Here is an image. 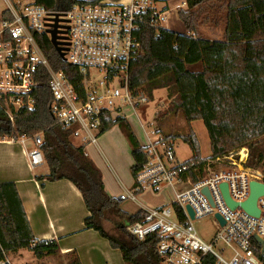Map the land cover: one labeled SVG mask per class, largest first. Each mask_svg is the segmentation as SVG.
<instances>
[{
	"label": "built area",
	"instance_id": "2783aa9c",
	"mask_svg": "<svg viewBox=\"0 0 264 264\" xmlns=\"http://www.w3.org/2000/svg\"><path fill=\"white\" fill-rule=\"evenodd\" d=\"M186 8V0H130L126 4L91 0L65 11H50L35 0H0V13L8 16L0 19V111L11 125L20 110L33 111V92L45 74L52 96L49 110L61 128H73L95 143L102 112L111 120L134 116L143 128L136 109L148 98L128 87L131 62L141 48L140 31L151 29L156 36L172 12ZM55 17L63 20L58 23V41L66 48L64 61L82 76L81 93L63 72L49 65L39 46L42 34L50 41L48 30ZM145 138L146 161L121 198L136 203L142 193L167 190L172 201L140 208L143 218L126 224L125 232L139 242L155 240L160 264H264L262 246L256 240L264 244V195L256 200L257 217L239 206L249 197V182L264 184V166H249V150L243 147L208 159L200 172L191 164L177 162L173 143L161 138L152 142L148 134ZM11 140L32 142L33 150L27 154L30 169L44 163L39 135ZM222 183L238 204L234 209L224 200ZM205 188L208 195L202 192ZM208 216L215 231L204 239L195 223ZM0 264L11 263L5 259Z\"/></svg>",
	"mask_w": 264,
	"mask_h": 264
},
{
	"label": "trees",
	"instance_id": "16d2710c",
	"mask_svg": "<svg viewBox=\"0 0 264 264\" xmlns=\"http://www.w3.org/2000/svg\"><path fill=\"white\" fill-rule=\"evenodd\" d=\"M96 1V0H93ZM46 10L65 11L80 0H35ZM187 8L177 17L186 30L178 34L163 29L140 31L141 48L133 58L128 75L131 91H142L148 99L164 89L170 100V112L180 114L187 130L179 138L187 144L191 158L184 162L202 171L206 160L239 148L249 150V166H264V0H186ZM1 18H8L0 13ZM198 23L221 26L215 40L201 37ZM39 46L49 65L61 71L81 93L82 76L61 59L48 37L42 34ZM190 67H198L191 70ZM49 78L43 75L34 90L33 111L20 110L13 125L0 111V139L32 138L41 134L38 145L48 174L36 177L48 182L67 180L82 196L88 216L84 230H94L118 250L124 264H160L156 241L139 242L124 227L140 221L144 211L130 215L120 209L122 200L110 197L104 190L101 173L85 155L84 146H74L73 128L63 129L53 119L49 105L52 96ZM202 121L210 143V156L203 159L197 137L190 124ZM117 126L130 148L135 175L146 161L141 145L124 118L111 120L107 112L100 115L97 136ZM174 138H165L172 141ZM172 143V142H171ZM196 178L193 177V180ZM105 224L111 225L110 229ZM255 248V247H254ZM27 250L40 261L59 254L54 240L38 241L29 226L14 183H0V261L9 253ZM65 264H80L74 254Z\"/></svg>",
	"mask_w": 264,
	"mask_h": 264
},
{
	"label": "crops",
	"instance_id": "0c3cea01",
	"mask_svg": "<svg viewBox=\"0 0 264 264\" xmlns=\"http://www.w3.org/2000/svg\"><path fill=\"white\" fill-rule=\"evenodd\" d=\"M105 1L112 4H126L130 0ZM128 123L130 124L129 121ZM131 128L133 127L131 126ZM142 129L143 133H140L143 134L141 136H143L145 142V134H147L145 125ZM132 130L139 142H142L141 145H144L145 143L143 144L142 137L137 133L138 131L134 128ZM39 137L42 141V136L39 135ZM26 142L20 144L8 138L0 139V183H14L34 237L38 241H56L60 255L71 256L74 254L78 257L80 264H115V255L119 253L121 257L120 252L112 249L108 241L96 231L83 229V221L88 216V212L76 187L67 180L54 182H48L45 179L36 180V177L48 174V167L43 163L33 169L29 168L27 154L33 150V147H26ZM71 143L74 146H84L85 155L101 173L105 192L112 198H119L124 201L121 197L129 188L118 179L119 176L113 170L106 157L109 155L108 157L112 158L116 163L117 159L113 158L111 150L113 143L121 144L119 145L121 148L120 152L125 157L126 153L130 152L128 143L120 129L117 126L112 127L100 137H96L95 143L85 140L84 134L80 143H74L72 139ZM114 165L118 169V164ZM146 193L153 194L149 191ZM136 204L139 206L137 211L145 207L139 199ZM165 204L161 203L160 205ZM22 252L23 250H19L13 255L19 256ZM121 263L124 264L123 260Z\"/></svg>",
	"mask_w": 264,
	"mask_h": 264
},
{
	"label": "rangeland",
	"instance_id": "374dc122",
	"mask_svg": "<svg viewBox=\"0 0 264 264\" xmlns=\"http://www.w3.org/2000/svg\"><path fill=\"white\" fill-rule=\"evenodd\" d=\"M172 4H175V2H173ZM197 26V32L201 37L207 38L209 40H215L220 38L221 36V26L214 27L209 23H198ZM165 29L182 35L186 34V30L180 23L176 12H172L168 17L165 24ZM190 69L198 70L199 68L190 67ZM136 113L139 120H141V122L146 126L145 131L149 135L152 142L157 141L159 138L163 139V141L167 143L172 142L176 154V160L179 163L186 162L191 158L189 147L179 138L181 134L186 132L188 126L180 114L170 112V100L167 98L166 90L161 89L154 91L152 99H148V102L145 105L137 107ZM127 121L130 122L131 126L136 131H138L137 133L140 137H142L143 140L144 138L143 136H141V134L143 133V129L141 128L138 119L132 116L128 118ZM190 126L197 137L201 158H209L210 143L202 121H194L190 124ZM82 136L83 134L81 132H77L71 139L74 143L78 144L81 142ZM165 138L174 139L172 141H165ZM145 142L143 140V144ZM25 145L28 148L33 147V144L30 141H27ZM119 145L121 144L113 143V147L111 149L113 152V158L117 159L116 163L114 160H112V158L108 157L109 155L106 157L109 160L110 165L113 167V170H115L116 174L119 176L118 179L122 181V183L127 188H130L133 182V176L130 172V167L132 164L130 152L126 153L127 155L125 157L124 154L120 152L121 148L119 147ZM114 164H118V169ZM166 192L168 191L165 190L156 195L150 193H142L138 196V199L144 204L145 207H155L156 205H160L161 203H166L165 205H167L171 203L172 197H170ZM138 208L139 206L136 203H133L127 199L121 201L120 203V209L128 214H133L138 210ZM105 228L108 230L111 228V225L105 224ZM195 229L202 238H208L215 231L212 218L208 216L201 219L199 222H196ZM30 253L31 252L27 250H23L22 254L19 256L13 255V253H9L6 256V259L11 264H65L71 258V256H62L60 254H57L54 256L45 257L42 260L37 261ZM114 261L115 264H122L119 253H116Z\"/></svg>",
	"mask_w": 264,
	"mask_h": 264
},
{
	"label": "water",
	"instance_id": "95a60500",
	"mask_svg": "<svg viewBox=\"0 0 264 264\" xmlns=\"http://www.w3.org/2000/svg\"><path fill=\"white\" fill-rule=\"evenodd\" d=\"M60 21H63L62 19L55 17L53 19V24L51 25V29L48 30V33L50 34V42L57 54L61 59L64 60V52L66 51V48H64L62 45H64L63 42L58 41V36H57V29L59 27L58 23ZM220 191L222 192V195L224 197V200L226 204L231 208L234 209L238 204L233 202L229 195H228V190H227V185L225 183H222L219 185ZM206 195H208V190L205 188L202 190ZM264 195V184L256 181H251L249 182V197L246 201L242 202L239 204L240 208H242L246 213L249 215L257 217L259 214V211L256 207V200L258 197ZM118 200H121L118 198ZM189 211V215L191 218H193L192 211L190 210L189 207H187ZM221 224H223V221H221ZM258 243L262 246L260 253L262 256H264V244L263 242L256 238Z\"/></svg>",
	"mask_w": 264,
	"mask_h": 264
},
{
	"label": "bare ground",
	"instance_id": "6f19581e",
	"mask_svg": "<svg viewBox=\"0 0 264 264\" xmlns=\"http://www.w3.org/2000/svg\"><path fill=\"white\" fill-rule=\"evenodd\" d=\"M51 43V42H50Z\"/></svg>",
	"mask_w": 264,
	"mask_h": 264
}]
</instances>
